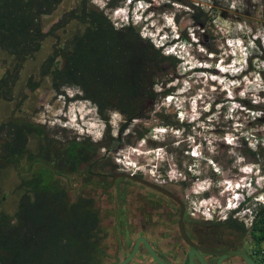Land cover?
Instances as JSON below:
<instances>
[{"label": "rangeland", "instance_id": "1", "mask_svg": "<svg viewBox=\"0 0 264 264\" xmlns=\"http://www.w3.org/2000/svg\"><path fill=\"white\" fill-rule=\"evenodd\" d=\"M85 4L102 10L115 28L129 22L121 13L126 12L124 0ZM80 5L81 0H60L40 18L38 50L28 58L12 54L0 32V77H13L10 90L0 98V156L7 155L19 128H24L25 149L34 155L43 154L38 149L44 138L50 149L70 141L88 143L89 159L104 163V172L115 166L150 180H176L192 201L190 211L203 216L211 215L210 208L227 213L234 201L226 189L237 183L246 197L255 177L259 184L264 181V124L254 120L256 111L245 107L248 102L264 107V0H147L149 14L139 36L161 54L179 56L180 63L163 85L154 84L151 68L146 70L142 88L147 98L135 101L142 118L124 128L127 116L119 104L105 95L98 103L86 98L81 77L67 70L66 53L82 30L72 17ZM53 54L47 71L42 65ZM166 89L170 92L162 93ZM138 133H144L142 139L136 138ZM256 141L263 149H257ZM158 147L157 156L131 154ZM24 161L20 159L19 167L6 164L0 172V212L12 214L20 182L30 178V173L21 176ZM69 186L71 193L94 197L91 191L76 189V180ZM94 199L100 201L94 203L105 226L104 196ZM251 204L249 200L242 207L250 209ZM238 215L248 226L247 214Z\"/></svg>", "mask_w": 264, "mask_h": 264}, {"label": "trees", "instance_id": "2", "mask_svg": "<svg viewBox=\"0 0 264 264\" xmlns=\"http://www.w3.org/2000/svg\"><path fill=\"white\" fill-rule=\"evenodd\" d=\"M59 2L0 0V32L12 54L25 59L38 50L40 18L49 15ZM85 3L81 0L72 15L82 30L73 36L66 53L67 70L81 77L80 88L86 98L97 102L105 95L119 104L118 108L127 116L121 126L124 128L131 120L142 118L135 101L147 98L142 88L146 70L151 68L154 84H167L175 75L180 58L148 46L139 36L138 25L127 23L115 28L102 10L88 9ZM53 61L54 54L42 68L48 71ZM12 84V76L0 77V98ZM168 92L166 89L162 93ZM245 107L256 111L254 120L264 124V107L249 102ZM23 129H16L14 144L8 147L5 157L0 156V172L9 163L19 167L24 158L27 166L20 171L21 176L30 173L29 179L20 182L12 214L0 212V264H102L104 254L99 247L105 235L99 227V208L85 197H73L75 192L71 193L69 186L71 181L81 178L84 185L99 188L100 183L92 177L102 166L96 159H89L91 145L70 141L58 145L61 148L50 149L44 138L38 149H43V154L34 155L25 149ZM143 136L144 133H138L136 138ZM256 143L257 149H263L260 141ZM250 236L254 243L264 242V208L256 212Z\"/></svg>", "mask_w": 264, "mask_h": 264}, {"label": "flooded vegetation", "instance_id": "3", "mask_svg": "<svg viewBox=\"0 0 264 264\" xmlns=\"http://www.w3.org/2000/svg\"><path fill=\"white\" fill-rule=\"evenodd\" d=\"M103 165L92 179L104 187L92 188L88 183L85 186L81 178L74 179L76 189L91 191L94 197L104 196L108 219L105 226H99L105 235L99 247L104 254L102 264H119L135 245L133 257L125 264H217L220 252L229 251H244L254 264H264V242L252 241L251 224L246 226L235 212L218 210L203 216L195 209L190 211L192 201L184 194L181 182L150 180L140 172L115 166L104 172ZM73 197L95 200L78 190ZM145 244L159 262L151 257ZM219 264L244 263L239 256H232Z\"/></svg>", "mask_w": 264, "mask_h": 264}, {"label": "clouds", "instance_id": "4", "mask_svg": "<svg viewBox=\"0 0 264 264\" xmlns=\"http://www.w3.org/2000/svg\"><path fill=\"white\" fill-rule=\"evenodd\" d=\"M140 1H142L144 3L143 7L142 6H137V4ZM146 3H147V0H124L123 9H125L126 12L121 11V13L123 15H125L126 21L129 20V22H126V23H131L135 19V20H137L135 22V25H138L141 28L142 27V23H144L146 21V19H147L146 17L149 14V11L147 12V10L149 8V5H145ZM118 10H119V8H118ZM140 28H139V30H140ZM159 148H161V147L154 148V149L150 148L149 150H146V151L131 150V154H134L137 158H139L141 156V158L145 159V158L152 157L149 154H154V155L157 156L158 154L156 152L161 150ZM146 164H148V163H146ZM243 173H245V172H243ZM226 191L230 192L229 193V195H230L229 198L234 201V203L232 204L233 206H231V204H229L227 206L228 212H232L233 213V212L239 211L241 209V203H242L241 197H243V196H242V191H239L237 183H234L233 187L226 189ZM218 208H219L218 206L215 207V209H218Z\"/></svg>", "mask_w": 264, "mask_h": 264}, {"label": "built area", "instance_id": "5", "mask_svg": "<svg viewBox=\"0 0 264 264\" xmlns=\"http://www.w3.org/2000/svg\"><path fill=\"white\" fill-rule=\"evenodd\" d=\"M257 142V141H256ZM255 142V145L257 144ZM260 145L262 146V143H260ZM263 171H264V166L262 167ZM261 183H257V177L254 178L253 184H254V188L253 191L249 194L246 195V197H241V209L239 211H236L235 213L238 214H247L246 216L249 217V222L248 225L251 224L252 220L254 219V216L257 212V210H255V205L260 206V208H264V192H260L259 194L257 192L261 191L264 188V181H260ZM263 186V187H262ZM246 200V201H245ZM249 200L251 202L254 203V205L251 204V208L248 209L247 206L242 207L244 205V202H249ZM231 206H233L231 204ZM208 214H212L214 213V209H208Z\"/></svg>", "mask_w": 264, "mask_h": 264}, {"label": "water", "instance_id": "6", "mask_svg": "<svg viewBox=\"0 0 264 264\" xmlns=\"http://www.w3.org/2000/svg\"><path fill=\"white\" fill-rule=\"evenodd\" d=\"M117 176H124L127 178H131V179H135L137 180L135 177L129 176V175H125V174H118ZM161 190V189H159ZM146 245V244H145ZM146 250L148 251V253L151 255V257L159 262L157 260V258L153 255L151 249L146 245ZM136 250V245L133 247L132 251L127 255L126 258H124L119 264H125L127 263L134 255ZM232 256H239L241 258V260L243 261L244 264H254V262L252 261L251 258H249L246 253L244 251H229V252H220V259L218 260L217 264H219V262L225 258H229Z\"/></svg>", "mask_w": 264, "mask_h": 264}]
</instances>
